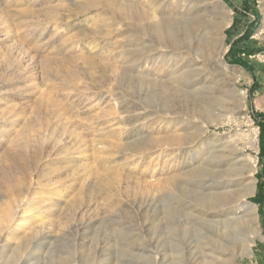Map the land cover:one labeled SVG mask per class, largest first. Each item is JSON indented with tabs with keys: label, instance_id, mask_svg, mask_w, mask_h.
Segmentation results:
<instances>
[{
	"label": "rangeland",
	"instance_id": "374dc122",
	"mask_svg": "<svg viewBox=\"0 0 264 264\" xmlns=\"http://www.w3.org/2000/svg\"><path fill=\"white\" fill-rule=\"evenodd\" d=\"M111 1L0 0V235L49 233L51 241L28 246L40 264H264V0H220L232 11L218 38L221 63L213 71L207 61L218 40L208 49L194 40L191 58L203 62L177 86L167 83L165 65L134 61L158 44L137 45ZM163 9L176 12L174 0ZM180 34L186 47L192 36L168 22L161 45ZM133 67L140 74L126 73ZM197 71L204 80L222 73L246 96L259 130L249 201L262 238L216 226L233 201L209 198L203 184L221 175L189 172L198 150L184 144L188 133L214 118L193 108ZM185 117L191 126L174 125ZM171 178L180 183L165 188Z\"/></svg>",
	"mask_w": 264,
	"mask_h": 264
},
{
	"label": "bare ground",
	"instance_id": "6f19581e",
	"mask_svg": "<svg viewBox=\"0 0 264 264\" xmlns=\"http://www.w3.org/2000/svg\"><path fill=\"white\" fill-rule=\"evenodd\" d=\"M112 1L111 9L113 12L129 19L131 25L129 30L137 35V38H135L139 43L137 45H143L148 42L158 44L151 49V52H145L139 49L141 53L134 55L137 56L134 61H140V64L148 62L151 63V68L158 69L165 65L169 68L165 79L168 78L166 80L167 83L175 86L179 84L181 79L189 75L187 70L203 62L201 60L202 58H191L192 55L198 52L194 40H199L198 42L202 44L201 46L203 48H207L210 45L213 47L214 42L219 37H222L224 29L229 26L232 16V11L224 7L220 0H174L177 9L172 14H165L164 12L163 3L166 0H130L128 2H122L121 0L118 3L115 0ZM168 22L183 25L186 36H192L191 41L184 38L188 40L186 47H179L184 41L181 40V34L174 37L173 45H161L163 41L161 37L162 31ZM148 30L155 31L157 35H145V31ZM218 41L219 45L218 47L216 46L217 52L213 48L214 56L209 57L207 60L208 62L210 61L213 71L215 68L213 66L220 65L221 61L219 57H222L225 52L220 47L221 40ZM215 55L216 59L214 61ZM124 69L127 70V74L134 75L136 72L140 74L136 67H133L132 69L134 70L131 71H129V68ZM198 70L200 69L198 68ZM197 73V79L193 84L196 96L193 108L200 112H212L214 118L205 121L199 119L195 122L197 126V128L195 127V132L188 133L186 138L187 142H184V144L192 142L193 147L198 150L197 163L194 165V171L192 169L189 172L208 171L211 174L221 175L219 182H216L215 179L210 177L211 179L205 181L203 184L205 185V189H211L210 193L207 192L210 195L209 198L212 196L215 201L217 199H231L233 201L230 210L222 211L223 216H220L222 218L215 223L216 226L220 228L238 226L244 232L248 231L262 238L258 206L249 201L250 196L254 195L257 186L256 173L258 169L259 130L254 128L251 123L252 121L249 119L250 117L246 114V96L238 95L235 92V88H231L230 84L221 78L223 76L222 73L220 77L213 75V77L206 78V80H204L202 71H197ZM150 76L147 75L145 77L154 78ZM156 78H159V76H156ZM141 80L145 79L141 78ZM162 81L164 80L160 79V82ZM214 101H220V106L215 107ZM138 113L141 114L143 112ZM192 122L194 121L185 117L182 122H177L174 125L187 127ZM129 123H126V131H129L131 125ZM212 128H226V130L223 133L216 132L208 135ZM178 140V138L172 139L174 142ZM179 183V179L171 178L164 183V187L167 188L171 185L177 186ZM58 189L61 190V188ZM201 191L203 192V190ZM213 198L211 199L213 200ZM13 233L6 231L3 235H0V264H40L39 253L37 254L34 251L27 253L29 251L28 246L31 243L39 244L41 242H49L52 240V236L49 233L37 235L33 230L29 234L24 233L20 235L21 237L15 238L16 234ZM255 243L256 240L254 238L250 240V243L246 244L245 249L247 252H251V244ZM32 248L33 246H31Z\"/></svg>",
	"mask_w": 264,
	"mask_h": 264
},
{
	"label": "trees",
	"instance_id": "16d2710c",
	"mask_svg": "<svg viewBox=\"0 0 264 264\" xmlns=\"http://www.w3.org/2000/svg\"><path fill=\"white\" fill-rule=\"evenodd\" d=\"M237 60H239V59H237ZM241 61V60H240Z\"/></svg>",
	"mask_w": 264,
	"mask_h": 264
}]
</instances>
